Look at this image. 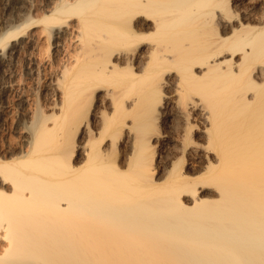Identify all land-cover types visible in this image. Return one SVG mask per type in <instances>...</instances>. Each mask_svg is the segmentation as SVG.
<instances>
[{
  "label": "bare ground",
  "instance_id": "bare-ground-1",
  "mask_svg": "<svg viewBox=\"0 0 264 264\" xmlns=\"http://www.w3.org/2000/svg\"><path fill=\"white\" fill-rule=\"evenodd\" d=\"M232 3L56 0L0 34L77 49L0 153V264H264V17Z\"/></svg>",
  "mask_w": 264,
  "mask_h": 264
},
{
  "label": "rangeland",
  "instance_id": "rangeland-1",
  "mask_svg": "<svg viewBox=\"0 0 264 264\" xmlns=\"http://www.w3.org/2000/svg\"><path fill=\"white\" fill-rule=\"evenodd\" d=\"M9 1L0 0V34L5 30L23 26L27 21L39 19L46 13V10L47 12L50 10L52 3L56 0L53 2L52 0ZM243 1L233 0L234 7L236 10H240V14L253 18L264 17L262 16L264 0ZM259 4L263 6H259ZM15 10L16 12H14ZM40 24L42 23L32 24V28L26 31V35L22 33L21 38L19 37L18 40L16 38V41L13 42L14 47H7L3 50L0 47L1 154L10 152V148L18 147L21 144L24 126L33 120L35 112L40 110L45 113L57 100L56 93L47 85L49 79L59 76V70L64 68V65H66L65 67L71 66L70 63H73L71 59L74 58L77 51L75 34L69 26L60 28L63 32L56 38L55 29L46 32L43 24ZM68 62L69 65H67ZM210 195L208 193L205 197L211 198Z\"/></svg>",
  "mask_w": 264,
  "mask_h": 264
}]
</instances>
